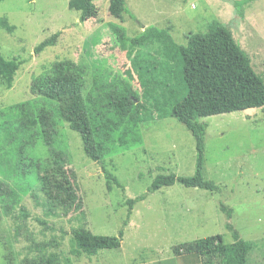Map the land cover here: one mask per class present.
Segmentation results:
<instances>
[{"label": "rangeland", "instance_id": "1", "mask_svg": "<svg viewBox=\"0 0 264 264\" xmlns=\"http://www.w3.org/2000/svg\"><path fill=\"white\" fill-rule=\"evenodd\" d=\"M70 1L0 2L1 52L22 63L11 88L0 82V181L12 193L7 204L0 198V264H26V259L51 254L60 264H203L199 254L176 255L174 249L196 241L208 245L203 251L233 243L221 204L233 210L230 223L253 246L249 264H264V108L202 120L207 125L203 173L218 191L177 183L149 193L158 175H195L196 143L177 120H156L161 91H147L139 78L138 64L156 67L157 79L167 80L171 65L163 48L157 42L132 44L154 28L185 46L190 34H204L217 21L230 30L264 81V0L241 8L235 3L243 0H126L132 17L123 21L111 17L110 0H94L99 14L86 22L69 9ZM55 35L52 47L35 52ZM67 61L84 72L83 97L95 120L96 141L109 149L104 165L123 189L85 155L80 136L59 118L58 105L33 93L37 79ZM126 90L138 95L134 111L143 124L107 114V95ZM26 103L39 115L52 112L58 126L55 148L74 177L81 211L63 207L64 196L54 188L61 174L51 168L54 161L43 138L28 147L11 134L16 107ZM40 170L50 185L44 190ZM142 196L124 226L126 202ZM80 228L108 237H119L123 230L121 248L88 256L73 242V231Z\"/></svg>", "mask_w": 264, "mask_h": 264}, {"label": "trees", "instance_id": "2", "mask_svg": "<svg viewBox=\"0 0 264 264\" xmlns=\"http://www.w3.org/2000/svg\"><path fill=\"white\" fill-rule=\"evenodd\" d=\"M3 1L0 0V2ZM251 1H238L235 6L241 8ZM68 6L70 10L80 14L81 22L96 18L99 14L94 0H71ZM109 13L113 19L119 21H123L125 16L132 17L126 0H110ZM3 28L8 32L13 30L7 25H3ZM57 37L58 35H55L40 43L35 52L39 54L52 47ZM187 39V44L181 46L175 43L167 32L147 28L141 37L132 40L133 46H145L157 42L163 48L168 59L167 63L171 65L167 80L162 82L157 79L156 67L138 64L139 78L147 91L150 89L161 91L160 99H157L156 120L161 121L167 118L177 120L191 132L196 143L195 175L193 177H178L175 174L158 175L148 189L149 193L172 187L177 183L186 188L218 191L219 188L207 181L203 173L207 125L202 120L221 114L264 108V81L256 74L250 58L237 44L225 25L214 21L210 23L206 33L190 34ZM120 40L124 42L122 36ZM21 64V61L17 59H6L0 49V82L7 88L13 86ZM83 77L84 72L80 67L68 61L60 62L54 64L45 77L36 80L33 93L58 105L59 118L80 136L85 155L101 166L103 173L117 188L123 189L118 179L104 165V159L110 151L96 141L95 120L94 118L91 120L92 114L83 97ZM138 98V95L131 90L120 93L112 91L107 95V114L116 116L119 122L143 124V118L134 111ZM142 108L153 119L148 109L145 106ZM103 116L106 117L105 114ZM107 119L111 121V118L107 117ZM13 126L11 134L24 146L34 147L38 138H43L54 161V167L51 164L50 166L61 174V181L56 183L54 188L56 187L64 196L63 207L81 211L82 201L75 189L74 177L69 175L64 167V154L55 148L58 126L52 112L39 115L28 103L18 105ZM38 176L42 182V189L49 188L46 172L42 173L40 170ZM0 198L6 204L12 200V193L8 186L1 181ZM144 199L145 196H142L135 201L126 202L128 212L124 226L129 224L136 202ZM220 210L228 220L226 228L232 234L233 243L221 244L203 251V247L208 245L196 241L176 247L175 254L180 255L182 252L199 254L203 264H249L252 244L243 241L240 233L230 223L233 210L225 204L220 205ZM123 235L122 230L119 237L97 236L85 228H80L73 231V242L80 252L95 256L103 250H119ZM26 264H60V262L55 254H51L47 257L26 259Z\"/></svg>", "mask_w": 264, "mask_h": 264}]
</instances>
